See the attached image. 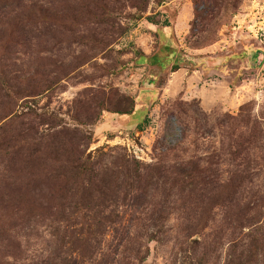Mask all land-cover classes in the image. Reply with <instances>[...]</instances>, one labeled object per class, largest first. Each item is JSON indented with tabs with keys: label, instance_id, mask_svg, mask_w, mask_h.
<instances>
[{
	"label": "rangeland",
	"instance_id": "374dc122",
	"mask_svg": "<svg viewBox=\"0 0 264 264\" xmlns=\"http://www.w3.org/2000/svg\"><path fill=\"white\" fill-rule=\"evenodd\" d=\"M0 264H264V0H0Z\"/></svg>",
	"mask_w": 264,
	"mask_h": 264
}]
</instances>
